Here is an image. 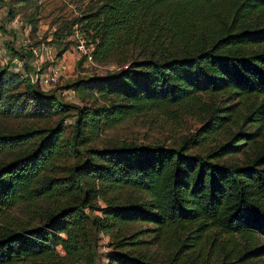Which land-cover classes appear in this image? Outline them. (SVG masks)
<instances>
[{
    "label": "trees",
    "instance_id": "1",
    "mask_svg": "<svg viewBox=\"0 0 264 264\" xmlns=\"http://www.w3.org/2000/svg\"><path fill=\"white\" fill-rule=\"evenodd\" d=\"M77 23L93 44L94 60H111L116 68L68 85L93 91L100 102L70 105L75 126L67 144L78 160L65 176L48 175L66 149L59 138L65 104L36 79L0 64V116L61 112L48 127L0 132V154L30 148L0 161V212L21 202L73 197L39 224L0 230V264L71 263L84 254L87 225L112 237L103 264H264V0H94ZM7 49L23 64L30 55L28 48ZM219 92L253 100L241 109L202 99ZM171 107L202 111L200 125L176 143L80 145L86 125L97 132ZM239 122L245 128L226 141L197 150ZM244 143L255 151L232 159ZM134 222L151 227L124 232ZM143 231L161 244V254L147 252ZM213 235L226 241L227 250L212 257L193 253Z\"/></svg>",
    "mask_w": 264,
    "mask_h": 264
},
{
    "label": "rangeland",
    "instance_id": "2",
    "mask_svg": "<svg viewBox=\"0 0 264 264\" xmlns=\"http://www.w3.org/2000/svg\"><path fill=\"white\" fill-rule=\"evenodd\" d=\"M94 0H0V39L4 46H10L14 50L20 52L26 51L31 47H48L55 56L66 47V51L53 59L52 64L63 65L61 73L57 81L49 87L39 85L41 89L48 93H53V96L61 103L65 104L62 124L64 130L60 134V139L65 145L66 149L56 159H54L55 168L48 173L54 177H63L67 173V168L71 162L78 160L76 152L68 148L67 139L74 130V111L70 106L76 104L79 106H90L100 102L97 95L86 89H71L69 84L82 78H87L92 75H104L108 68L106 65L116 64L113 61L97 62L96 65L84 64L73 49V34L75 32L81 34L84 38V32L80 28L77 20L80 14L88 7L93 5ZM86 40V39H85ZM28 51V50H27ZM29 52V51H28ZM14 58H17V56ZM22 63V72L31 79H38V77L47 71L48 62L33 61V56L30 54L25 56V63L18 58ZM27 59H29L27 61ZM32 60V62H31ZM25 68V69H24ZM38 81V80H37ZM19 86L17 91H21ZM21 96H23L21 92ZM204 101L211 100L217 105L224 106L235 103L236 107L243 109L248 102L253 100L251 97L238 98L235 96L229 97L226 93L219 92L211 95H202ZM32 102H26V108L30 109ZM191 111V112H189ZM201 109L188 110L179 109L178 107H171L164 111L153 110L145 114L132 116L121 122L100 129L95 132L89 126L81 128V147L85 149L100 147L104 144L113 141H135L137 143L143 142H166L176 143L182 136H187L195 131L200 125ZM243 113L244 111H239ZM59 110H52L47 115L34 116H0V132L22 131L24 129L43 128L53 125L60 115ZM245 128L244 122H239L237 125L230 123L223 129H220L212 137L207 139L206 143L200 146L197 150L206 151L219 142L226 141L228 136L237 129ZM258 142H260L258 140ZM244 151L235 154L232 159L238 161L244 160L247 155H251L255 151L254 144L243 145ZM29 147L15 148L12 151H7L0 154V161L8 160L15 153L21 150H29ZM192 150H194L192 148ZM119 194V192L117 193ZM125 190L120 192V195H126ZM70 195L61 196L59 198L40 199L36 202H21L13 207H10L0 212V230L6 227L20 228L30 227L41 223L45 213L49 210L56 211L59 206L65 202L72 203ZM97 205L104 204L100 198L96 199ZM88 211V207L84 208ZM94 213H99L97 209H93ZM88 243L81 257L75 258L71 263L64 261V264H103L104 253L109 246L113 247L112 237L108 234L102 233L99 230L88 229ZM151 227V224L145 222H134L124 228V232L138 228ZM141 236L148 239V253L161 254L163 247L161 244L153 241V236L148 231H143ZM172 241V240H171ZM260 241L264 242V237H260ZM167 244H169L167 242ZM172 244V243H171ZM109 245V246H108ZM166 246V245H165ZM188 246L182 248L186 250ZM229 246L222 238L218 239L215 235L213 238L204 239L198 249L193 253L199 255H207L212 257L213 254H220L221 251L227 250ZM89 250V252H88ZM57 254L62 255L63 251L57 247ZM221 255V254H220ZM264 260V255L261 256ZM15 264H45L39 259L19 261Z\"/></svg>",
    "mask_w": 264,
    "mask_h": 264
},
{
    "label": "built area",
    "instance_id": "3",
    "mask_svg": "<svg viewBox=\"0 0 264 264\" xmlns=\"http://www.w3.org/2000/svg\"><path fill=\"white\" fill-rule=\"evenodd\" d=\"M28 49L30 54L33 56V61L36 62V60H38L40 62H48L47 71L42 73L37 79L39 85L49 87L50 85L54 84L61 73V69L63 68V65L55 63L52 64L53 59L57 58L55 54H53L51 49L48 47L29 46ZM73 49L77 55V59H81L84 64L96 65V61L93 58V44L87 42L85 38L77 32L73 34ZM20 62L21 61L18 58H14L9 55L8 49L4 46L0 39V64L5 65L17 72H22V63ZM106 68L111 71L116 67H114V65L108 64L106 65ZM107 250L108 248L106 251Z\"/></svg>",
    "mask_w": 264,
    "mask_h": 264
}]
</instances>
